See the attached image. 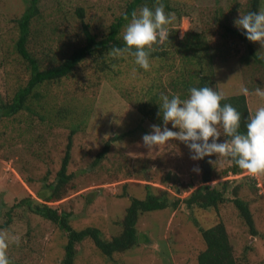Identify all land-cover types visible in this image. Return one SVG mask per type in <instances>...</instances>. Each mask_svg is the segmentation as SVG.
<instances>
[{"label":"rangeland","instance_id":"374dc122","mask_svg":"<svg viewBox=\"0 0 264 264\" xmlns=\"http://www.w3.org/2000/svg\"><path fill=\"white\" fill-rule=\"evenodd\" d=\"M28 1L0 0L3 101L25 83L27 66L12 52L15 30L10 22L18 19ZM129 1L39 0L28 46L37 57H45L43 49H49L58 58L66 55L83 45L82 23L98 39ZM168 1L174 17L180 14L171 23L176 39L185 36L190 39L192 33L199 34L204 40L200 50L192 53L184 51L182 44L177 48L169 46L163 59H150L149 70L135 65L129 55H113L117 64L106 73H98L94 70L95 59L88 58L61 83L44 84L40 103H31L29 109L0 119V220L6 219L8 211L13 212L9 226L1 232L16 237L9 240L6 250L10 264H60L66 243L65 233L57 224L18 204L24 199L46 204L57 213H68L69 225L75 230L97 227L104 238L110 239L119 232V222L130 200L145 198L146 185L152 193L156 189L168 191L171 203L175 199L181 201L200 185H215L225 179L235 181L231 185H239L242 196L251 199L249 209L257 230L256 236L250 235L236 216L233 203L223 204L219 215L225 221L235 253L249 245L248 259L255 264L264 261V174L244 171L238 175L226 173L223 177L221 174L230 165L225 158L218 157L216 163H210L215 161V155L193 161L189 149L179 141L146 148L141 137L151 131L153 123L143 118L132 103L138 96L146 100L144 94L153 84L161 89L160 95H170L168 85L179 70L194 81L195 72L200 70L197 62L211 58L213 89L223 97L243 94L252 115L264 104L255 94L258 86L264 87V64L252 60L246 64L245 45L232 32L225 31L228 28L242 33L233 21L240 13L249 11L251 0ZM257 2L258 10L264 9V0ZM78 10L82 18L78 17ZM120 33L123 35V31ZM253 45L255 53L264 60V47L258 42ZM243 87L248 88V94L242 93ZM64 108L74 109L75 118L64 117V111L60 110ZM84 110L88 112L84 114ZM73 128L76 132L72 136L67 173L74 174L70 183L74 188L59 201L45 202L47 187L55 180ZM105 142L109 143L105 160L88 171ZM203 162L209 168L210 178L206 182L202 180ZM196 166L198 172L194 171ZM248 175L254 181L244 177ZM218 218L217 211H190L179 202L175 208L170 205L139 218L136 228L140 244L131 252L107 258L90 240H85L76 245L74 264H194V252L189 251L203 248L198 226L208 228Z\"/></svg>","mask_w":264,"mask_h":264},{"label":"trees","instance_id":"16d2710c","mask_svg":"<svg viewBox=\"0 0 264 264\" xmlns=\"http://www.w3.org/2000/svg\"><path fill=\"white\" fill-rule=\"evenodd\" d=\"M39 0H29L27 7L20 14L18 19L12 20V29L15 30V39L13 38L12 52L17 55V59L26 63V79L20 88L14 90L12 95L5 96V101L0 98V119L4 117H12L22 110H27L31 107V103H40L42 95L43 85L49 83H61L62 80L68 78L73 74L75 69L80 66L82 62L90 58L95 59L96 66L95 72L106 73L117 64V59L110 54L113 47H123V40L121 31H124L126 24L131 19L133 11L139 10L140 7L147 4L150 8L154 7L158 0H130L124 11L120 14L116 20L108 27L107 32L97 39L86 24L82 23L83 33V45L73 48L72 51L61 57L53 55L49 49H43L44 56L37 57L34 50H31L28 46L29 38L31 36V21L37 14V3ZM166 12H174V9L170 7L168 0H163ZM257 0L250 1L249 11H257ZM79 18H82V12L77 11ZM180 17L177 13L176 17ZM172 23V22H171ZM168 40L160 41L153 44L150 52V59L161 60L168 54V47H178L183 45L184 51L190 50L195 53L200 50L204 44V40L201 35L192 33L190 39L185 36L181 40H177L176 30L173 25H169ZM226 32H232L234 36L242 41L245 45L246 55L243 60L246 64L253 62H263L258 54L254 51L253 42L246 39L243 32L230 31L225 28ZM171 32V34H170ZM204 51V50H203ZM191 53V54H192ZM127 55V54H125ZM193 56V54H192ZM134 58V57H132ZM121 59V58H119ZM249 60H252L251 62ZM213 62L211 58L205 59V61L199 60L197 67L200 68L195 72L194 77L196 80L189 81L191 77L183 70H179L178 74L173 81L169 83V89L171 94H179L181 98H185L188 94V89L202 86H209L213 88ZM182 75V76H181ZM153 80V78H152ZM51 87V86H50ZM49 87V88H50ZM161 89L157 85H151L147 89L144 96L146 100L138 96L136 101H132L133 107L136 111L150 121L153 124L161 125L163 123L159 112V97ZM39 101V102H37ZM230 103L241 113V130L244 129V125L247 123V117L250 116L245 96L243 94H237L234 96L224 97L221 104ZM44 108V107H43ZM42 108V109H43ZM64 111V117H74V109L64 108L60 109ZM58 111V110H57ZM59 112V111H58ZM84 110V114L87 113ZM76 128L71 129L68 142L64 151V156L61 160L59 170L56 172L55 180L48 185L47 196L45 202H56L64 198L68 190L74 188V185L70 183L74 180V174L67 173V167L70 161V150L72 145V136L75 134ZM226 139V137H224ZM109 151V143L105 142L102 145L101 150L96 154L94 159L89 165L88 171L97 165H100L102 160H105ZM202 160H205L202 159ZM245 170L240 169L235 164H230L229 167L221 174L224 177L226 173L232 175H238ZM252 181V177L244 176ZM235 181H228L227 179L215 184V185H200L189 192V194L181 199H175V201H169L170 194L163 189H156V193L150 191L148 185L145 186L146 195L144 199L133 198L130 200V205L126 208L125 213L121 219L120 230L116 235L106 239L103 237L101 231L97 227H86L81 230H75L69 225V214L66 212L57 213L55 209L48 207L46 204L35 203L30 199H24L18 203L22 207L30 211L45 220L55 223L61 230L64 231L66 236V243L63 246V256L60 264H74L76 257V245L90 240L94 247L100 252V254L107 258H112L113 255H123L126 252H131L140 242L137 234V222L139 218L147 213L162 211L171 205V208H175L177 203L184 204L185 208L190 211L199 210H213L218 212V219L209 226L203 228L198 226L200 240L203 248L189 252H194V264H255L248 259V253L250 250L249 245L239 253L236 254L233 248L232 239H230L229 233L226 229V224L219 211L223 208V204L232 202L236 208L238 218L247 227L250 235L256 236L257 230L254 227L253 218L249 209L251 199L249 197H243L242 191L239 185H231ZM70 184V186H69ZM254 185V184H252ZM255 186V185H254ZM6 219L0 220V232L9 226L11 219L13 218V212L8 211L5 215ZM196 222V220H194ZM177 241L175 246L177 245ZM258 264H264L261 261Z\"/></svg>","mask_w":264,"mask_h":264},{"label":"clouds","instance_id":"9594fccd","mask_svg":"<svg viewBox=\"0 0 264 264\" xmlns=\"http://www.w3.org/2000/svg\"><path fill=\"white\" fill-rule=\"evenodd\" d=\"M174 16L175 13L165 11L163 0H158L152 8L143 5L138 12L133 11L124 28L123 47H113L110 54H127L134 57L135 65L149 70L153 44L168 40V26ZM233 23L248 41L264 47V9L240 13ZM241 91L249 92L247 87ZM255 94L264 100V87L258 86ZM223 99L221 93L209 86H193L185 98L179 94H161L158 115L163 123L150 126L151 131L141 137L143 145L153 149L156 145L179 141L189 149L193 161L215 155V161L210 163L223 157L228 164H235L248 174H264V104L247 117L241 130V113L230 103L221 104ZM169 123L171 127L167 126ZM222 136L226 139L220 140ZM194 171L198 172L199 167H194ZM257 186L260 187L259 183ZM15 239L10 233L0 232V264H10L6 250L9 240Z\"/></svg>","mask_w":264,"mask_h":264},{"label":"water","instance_id":"95a60500","mask_svg":"<svg viewBox=\"0 0 264 264\" xmlns=\"http://www.w3.org/2000/svg\"><path fill=\"white\" fill-rule=\"evenodd\" d=\"M210 178V175H209V168L207 166V164L205 162H203V176H202V180L203 182H206L208 181Z\"/></svg>","mask_w":264,"mask_h":264}]
</instances>
